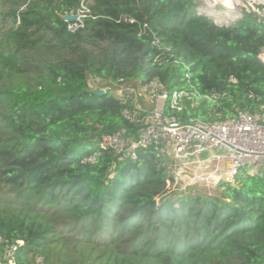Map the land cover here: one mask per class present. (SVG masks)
I'll return each instance as SVG.
<instances>
[{
  "label": "trees",
  "instance_id": "trees-1",
  "mask_svg": "<svg viewBox=\"0 0 264 264\" xmlns=\"http://www.w3.org/2000/svg\"><path fill=\"white\" fill-rule=\"evenodd\" d=\"M87 2L95 18L72 31L81 0H0V234L23 241L16 264H264V170L220 182V196H174L154 145L123 160L100 147L140 130L123 82L228 92L225 108L257 112L264 24L248 11L218 24L201 0Z\"/></svg>",
  "mask_w": 264,
  "mask_h": 264
},
{
  "label": "built area",
  "instance_id": "built-area-1",
  "mask_svg": "<svg viewBox=\"0 0 264 264\" xmlns=\"http://www.w3.org/2000/svg\"><path fill=\"white\" fill-rule=\"evenodd\" d=\"M203 9L218 24L230 25L244 11L253 12L264 24V0H201ZM218 13V14H216ZM75 16L67 20L72 31L84 25L92 15L87 0H81L76 11L66 13ZM134 22V20H131ZM145 23L140 34L145 33ZM264 62V50L259 54ZM178 62V60H176ZM189 78V77H188ZM236 81V79H232ZM190 82V79H188ZM122 104L133 101L134 108L125 107L124 115L140 124L135 136L125 130L105 133L100 140L101 149H114L120 160L136 159L140 149L152 145L167 157L164 163L169 177L168 193L180 196L196 185H220L222 181L232 184L240 174L247 171L254 175L264 170V104L257 112H248L236 104L224 107L228 92L202 93L196 88L170 92L160 79L138 85L121 83L113 87ZM110 87L104 88L106 92ZM253 97V95H250ZM207 102V118L189 115L188 108H196ZM206 151L209 155L201 156ZM100 152L84 160L95 162ZM22 240L9 242L0 234V264H16L15 253ZM38 264L42 258H37Z\"/></svg>",
  "mask_w": 264,
  "mask_h": 264
},
{
  "label": "rangeland",
  "instance_id": "rangeland-1",
  "mask_svg": "<svg viewBox=\"0 0 264 264\" xmlns=\"http://www.w3.org/2000/svg\"><path fill=\"white\" fill-rule=\"evenodd\" d=\"M203 6L206 5H201L199 8L203 9ZM90 81L92 83L93 88H97L100 86L98 80L91 79ZM210 153L211 151H206L205 153L201 154V156H206L209 155ZM193 191L204 195V197L206 198L213 195L220 196V194L222 193V189H220L218 185L206 186L204 184L196 185L195 188L193 187Z\"/></svg>",
  "mask_w": 264,
  "mask_h": 264
},
{
  "label": "water",
  "instance_id": "water-1",
  "mask_svg": "<svg viewBox=\"0 0 264 264\" xmlns=\"http://www.w3.org/2000/svg\"><path fill=\"white\" fill-rule=\"evenodd\" d=\"M66 19H68V20H75L76 17L75 16H72V15H67L66 16ZM100 93H104V91H101Z\"/></svg>",
  "mask_w": 264,
  "mask_h": 264
}]
</instances>
